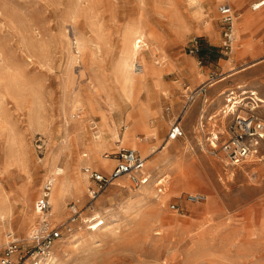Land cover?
<instances>
[{
    "label": "rangeland",
    "instance_id": "1",
    "mask_svg": "<svg viewBox=\"0 0 264 264\" xmlns=\"http://www.w3.org/2000/svg\"><path fill=\"white\" fill-rule=\"evenodd\" d=\"M223 1L0 0V214L9 210L5 219L0 217V264L9 232L27 244L55 160L71 177L83 175L85 181L65 197L61 217L54 212L53 225L60 226L71 214V203L80 210L73 233L54 246L56 264H264V140L252 158L237 168L227 166L221 144L234 115L225 116L221 108L234 88L217 100L208 98L203 107L204 99L201 106L196 99L188 101L195 88L191 41L200 43L206 23L222 35ZM130 29L144 32L157 49L135 61V68L136 62L154 60L161 69L166 86L151 101L148 84L138 85L137 98L123 100L112 82ZM81 39L100 40L103 46L91 41L80 50ZM212 74L206 88L221 78L215 68ZM249 107L242 102L237 113L245 116ZM133 111L142 112L147 124L137 129V139H125ZM258 111L264 119V107ZM202 114L214 117L202 123ZM175 121L183 134L171 138ZM213 131L219 135L216 147ZM97 135L112 137L101 153L114 159L106 171L94 162L76 163L89 138ZM119 137L122 141L116 142ZM134 143L152 151L148 159ZM122 147L135 148L146 159L150 181L135 186L123 176L92 198L97 186L92 172L110 174ZM192 194H203L204 200ZM106 208L99 228L87 229L98 217L95 211ZM32 213L31 223L27 216Z\"/></svg>",
    "mask_w": 264,
    "mask_h": 264
},
{
    "label": "built area",
    "instance_id": "2",
    "mask_svg": "<svg viewBox=\"0 0 264 264\" xmlns=\"http://www.w3.org/2000/svg\"><path fill=\"white\" fill-rule=\"evenodd\" d=\"M264 3L261 0L256 5ZM222 17V37L223 47L226 53L233 49L235 13L230 2L224 0L219 6ZM199 50V42L197 38L191 41L190 51L192 53ZM142 65L137 62L136 68ZM213 74H211L212 76ZM206 90V84L199 89L192 91L188 95V101H194L197 94ZM232 93V92H231ZM232 103L239 104V100L235 96H230ZM229 98V99H231ZM228 99V100H229ZM255 105L249 107L247 115L233 113L234 117L230 123V131L228 137L222 141L221 150L226 161V165L231 168H237L247 161L249 157L258 152V146L264 140V119H262L255 111ZM183 134L181 124L175 121L172 125L170 137L176 138ZM217 138V137H216ZM216 147V145H214ZM146 159L135 148L122 147L117 152V161L110 174L105 175L98 171H93L91 177L97 182V186L90 191L91 197L96 198L100 192L109 184L115 182L123 176H128L135 186L146 184L150 181L151 175L145 170ZM53 181L48 180L43 188L41 197L37 201V210L39 221L33 226L29 235L28 242L24 245L17 235L13 232L7 234V245L5 255L1 260V264H50L55 255L54 246L58 240L63 239L65 235L73 233V225L80 216V210L75 203L70 204L71 214L66 223L57 226L53 225L51 219V190ZM196 201H203L204 195L198 194L193 196ZM171 208L177 209V204H172ZM92 228L99 226L102 220L99 218L92 219ZM66 224V225H65Z\"/></svg>",
    "mask_w": 264,
    "mask_h": 264
},
{
    "label": "crops",
    "instance_id": "3",
    "mask_svg": "<svg viewBox=\"0 0 264 264\" xmlns=\"http://www.w3.org/2000/svg\"><path fill=\"white\" fill-rule=\"evenodd\" d=\"M260 1L257 0L252 4V0H230L237 21V23L235 21L237 34L230 56H227L225 49L222 48V35L217 30L208 28L211 24L206 23V27L199 35V50L193 53L196 55L190 60L192 83L195 87L193 90L210 78L214 68L220 72L221 78L215 82L210 81L209 88L197 94L196 106H201L203 99L202 107L205 106L208 98L217 100L224 90L233 87L234 89H230L227 94L238 98V109L242 106V102L247 106L255 105L257 114L259 108L264 107V101H262L264 99V3L256 5ZM197 57L200 63L203 62L200 67L196 65ZM226 96V102H228L229 96ZM224 109L223 106L221 108L223 113H225ZM213 117L214 115L209 114L206 117L202 114L200 119L202 123L204 121L207 123Z\"/></svg>",
    "mask_w": 264,
    "mask_h": 264
},
{
    "label": "bare ground",
    "instance_id": "4",
    "mask_svg": "<svg viewBox=\"0 0 264 264\" xmlns=\"http://www.w3.org/2000/svg\"><path fill=\"white\" fill-rule=\"evenodd\" d=\"M76 6H77V9H80L79 8V3H77ZM86 6H89V5H85V7ZM201 15H204L203 11H201L200 16ZM198 18H199V16H198ZM138 27H139V25H138ZM236 34H237V27H236V23H235L233 43L235 41ZM91 41L93 42V44L97 48H102L103 43L100 40H98V41L97 40H90L88 42V41H86V39L85 40L81 39V40H79L80 50H83L86 47H88L90 45ZM141 42H143V43H141ZM150 42L148 41V38L146 37V34L144 32H142V31H140L139 29H130L123 36V42H122V45H121L122 49H119V51L121 50L120 51L121 54H120L119 58L117 57L118 60L116 59L117 60L116 63H114L115 64L114 65V67H115L114 68V76L112 78L113 79L112 82L114 84V88H116L118 90V92L120 94V97L123 100L124 99L125 100L126 99H128V100L129 99H135V97L137 98V95L141 94V93H139V88H138L139 84H145V85L148 84L147 96H148V99L150 101H151V97H152L153 94H156V97H157V95L159 93H161V91H162L161 90L162 86L163 85L166 86L165 83H162V81H160L159 75L161 73V69L157 66V64H156L157 62H154V60L146 61L145 64H143L139 69L135 68V61L140 59V57L143 55V53L145 51L147 53H152L154 50L155 51L157 50L153 46L150 45ZM157 46H160V45H157ZM161 51H162V49H161ZM111 53H112V51H111ZM162 53H164V52H162ZM164 55H166V54H164ZM142 88L143 87H140V90ZM232 93H234V92H232ZM228 96H229V98H231L230 94H228ZM262 101H264V99ZM141 106H143V103H142ZM224 108H226V109H224L225 114H229L230 112H236L237 104L232 103V98H231V99H229L228 102H226V105H224ZM128 117H129V121L131 122V127L127 126V129H126V132H125V139H137L136 131L140 127L144 126L143 124L145 123V115H143L142 112L138 113L137 111L136 112L133 111V112H131V114ZM145 124H147V123H145ZM103 125L106 126L107 125L106 122H104ZM146 128L144 127V129H146ZM112 131H114L113 135L116 134V136H118L117 135L118 131H116L115 127L112 128ZM212 134H213V136L210 137V139H212V144L216 145V142L214 141V139H215L216 136H219V135H218V133L216 131H213ZM111 138H109V139H111ZM109 139H107L105 135H102V136L101 135L91 136L89 138L88 142L86 143L88 148L86 149V151L84 153L78 155V157L76 158V163L80 165L83 162H87V163L94 162V163L97 164V167L100 170H104V171H106L109 168H111L112 164L114 163V159L101 157L102 150L106 146L109 145V142H111V141H109ZM118 141L119 142L122 141L120 137H119V139L116 142H118ZM171 142L172 141L168 140L167 144H170ZM134 146H135V148L139 149L142 152L143 156L146 159H148V157L152 153V151L147 150V148L145 146L139 147L135 143H134ZM63 148H64V146H63ZM57 149H58V147H57ZM169 167H170V165H169ZM49 168H50V171L48 172V174L50 176H48V177L50 178L49 180L53 181V189H52V192H51L52 194H51V198H50V200H52V202H53L52 211H51L53 213V217L52 216L51 217L53 218L52 219L53 223H56L57 220L55 218L54 212L56 213L57 218H60L61 216H59V213H61V211L63 209V204H64L65 197L72 191V187L73 186H75L77 190H80L81 187L83 188V185H84L85 181H84L83 175L81 177L80 176L75 177V178L71 177V175L66 171V168L61 166V165H59L56 160L54 162H52V165ZM149 174L152 176L151 173H149ZM147 190H149V189H147ZM34 194H35V192H34ZM196 195H198V194H192V196H196ZM53 207H54L55 211L53 210ZM108 210L109 209L106 208V210L103 213H101L99 211H95L94 215L96 217L98 216L99 219L100 218L102 219V216H103L102 214L108 212ZM8 214H9V210L4 211V212H2L0 214V217L5 219ZM35 216H36L35 213L28 214V216H27L28 222L32 223L33 221H35ZM90 216H91V214H90ZM26 223H27V221H26ZM104 223H105V221H104ZM91 227L92 226H87L86 228L89 229ZM97 228H99V227L97 226L93 230L95 231ZM93 230H92V232H93ZM79 232H81V231H79ZM79 234H81V233H79ZM56 247H57V245L55 246V249H56ZM66 248L67 247L64 248L65 251L67 250ZM58 259H59V256H54L52 262L56 264Z\"/></svg>",
    "mask_w": 264,
    "mask_h": 264
}]
</instances>
